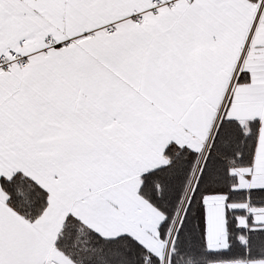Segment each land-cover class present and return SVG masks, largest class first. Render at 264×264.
<instances>
[{"label": "snow or ice", "instance_id": "1", "mask_svg": "<svg viewBox=\"0 0 264 264\" xmlns=\"http://www.w3.org/2000/svg\"><path fill=\"white\" fill-rule=\"evenodd\" d=\"M0 264H264V0H0Z\"/></svg>", "mask_w": 264, "mask_h": 264}]
</instances>
